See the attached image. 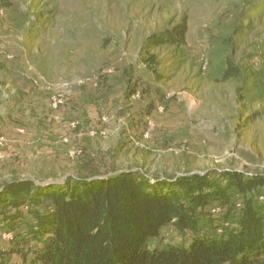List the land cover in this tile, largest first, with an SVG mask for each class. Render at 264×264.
Returning <instances> with one entry per match:
<instances>
[{"label":"rangeland","instance_id":"374dc122","mask_svg":"<svg viewBox=\"0 0 264 264\" xmlns=\"http://www.w3.org/2000/svg\"><path fill=\"white\" fill-rule=\"evenodd\" d=\"M184 17L182 45L147 47ZM231 65L239 77L224 81ZM80 78L92 80L52 110L45 86ZM3 93L14 95L2 123L10 142L0 149V192L19 178L128 169L158 176H146L151 184L184 173L264 175V0H0ZM48 107L65 108L60 124L48 122ZM210 207L222 216L223 207ZM11 239L0 233V248ZM163 239L182 242L170 228ZM8 264L25 263L16 255Z\"/></svg>","mask_w":264,"mask_h":264},{"label":"trees","instance_id":"16d2710c","mask_svg":"<svg viewBox=\"0 0 264 264\" xmlns=\"http://www.w3.org/2000/svg\"><path fill=\"white\" fill-rule=\"evenodd\" d=\"M188 29L184 17L151 35L147 47L180 46ZM239 72L228 66L223 80ZM112 173L63 185L5 184L0 233L12 239L0 248V264L16 255L25 264H264V175L223 171L216 181L184 173L151 184L139 171ZM213 202L224 208L220 218L209 212ZM166 228L182 242L165 244Z\"/></svg>","mask_w":264,"mask_h":264},{"label":"bare ground","instance_id":"6f19581e","mask_svg":"<svg viewBox=\"0 0 264 264\" xmlns=\"http://www.w3.org/2000/svg\"><path fill=\"white\" fill-rule=\"evenodd\" d=\"M106 72V71H105ZM92 79H85V78H80L79 79V83L77 85L69 82V81H63L62 83L59 84L58 87H52L50 85L45 86V90L47 92L50 93L51 97H50V107L52 110H58L61 106H63L64 104L66 105V101L68 100V98L70 97V95L72 94V92L76 89L81 88V82H89ZM97 81V79H95V82ZM10 95H14L12 93L9 94H5L3 93L1 98H0V149H4L6 148V146L8 145L9 138L7 137V135L4 133L3 128H2V123L4 121V119L7 116V106L10 103ZM139 96V95H138ZM134 99H136V95H134ZM109 120V119H108ZM80 121V120H79ZM104 121H107L106 118H104ZM81 123V122H80ZM71 125L72 129H75L76 126L78 125V123L73 122ZM150 125V124H149ZM123 127V125H122ZM80 128V125H79ZM78 128V129H79ZM83 128V127H82ZM76 130V129H75ZM80 130V129H79ZM98 130V129H97ZM152 130V127H150L149 129L146 130V134L144 133L142 140H140L137 145L139 146H143L145 145V141L148 140L150 138V132ZM81 131V130H80ZM87 131V130H86ZM17 133H20L22 135L26 134V130L25 129H21V128H17L16 129ZM97 133V131H95ZM95 132L90 131V135L92 137H94L95 135H97ZM78 134V133H77ZM89 134V133H88ZM101 135H106V133L104 131H101L100 133ZM99 134V135H100ZM104 135V136H105ZM107 136V135H106ZM82 137V136H80ZM65 142H69L67 140H65ZM147 144V143H146ZM82 150L80 151H73L71 152L70 156L72 158H74L75 156L81 155L82 154ZM165 152V151H164ZM6 157V154L4 152H0V160H3Z\"/></svg>","mask_w":264,"mask_h":264},{"label":"water","instance_id":"95a60500","mask_svg":"<svg viewBox=\"0 0 264 264\" xmlns=\"http://www.w3.org/2000/svg\"><path fill=\"white\" fill-rule=\"evenodd\" d=\"M131 171H139V172H141L142 174H145L146 176H149V177H151L152 179L153 178H157L158 179V176H153L152 174H148V173H146L145 171H143L142 169H128V170H121V171H117V172H115V173H112V176L113 175H116V174H120V173H129V172H131ZM193 173H190V174H185V175H192ZM185 175H180V176H185ZM179 176V177H180ZM70 178H74V176H72V177H70ZM69 177H67L66 176V178H64V179H62V180H51V179H49V180H46V181H43V182H40V181H36V180H31V181H33L36 185H40V186H42V185H50V184H61V183H64V182H66L68 179H70ZM99 178H104V177H102V176H95V177H93L91 180H94V179H99ZM19 179H21V180H26V179H22V178H19ZM29 180V179H28Z\"/></svg>","mask_w":264,"mask_h":264},{"label":"crops","instance_id":"0c3cea01","mask_svg":"<svg viewBox=\"0 0 264 264\" xmlns=\"http://www.w3.org/2000/svg\"><path fill=\"white\" fill-rule=\"evenodd\" d=\"M49 105V104H48ZM49 109H50V107H48ZM50 112L51 113H53L54 115L53 116H50L49 117V119H48V122L50 123L51 122V119H54V124L55 125H57V124H60V122L63 120V118H62V115H63V113H65V108H63L61 111H59V112H53V111H51V109H50ZM94 119V117H92V120ZM44 123V122H43ZM46 123H44V125H45ZM66 125H67V123H66ZM139 129V128H138ZM68 130V129H67ZM140 130H142V128L141 129H139L138 131H140ZM13 134V133H12Z\"/></svg>","mask_w":264,"mask_h":264}]
</instances>
